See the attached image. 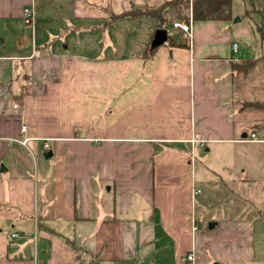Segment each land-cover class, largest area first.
Segmentation results:
<instances>
[{"label":"crops","instance_id":"crops-1","mask_svg":"<svg viewBox=\"0 0 264 264\" xmlns=\"http://www.w3.org/2000/svg\"><path fill=\"white\" fill-rule=\"evenodd\" d=\"M122 1L0 0V264H264V78L232 67L264 31L197 21L123 61L79 57L136 18H114ZM31 142L53 152L41 172Z\"/></svg>","mask_w":264,"mask_h":264},{"label":"rangeland","instance_id":"rangeland-1","mask_svg":"<svg viewBox=\"0 0 264 264\" xmlns=\"http://www.w3.org/2000/svg\"><path fill=\"white\" fill-rule=\"evenodd\" d=\"M160 1L161 0H123L119 8L121 10L133 9L134 12L137 11L142 12V11L157 9L158 12L156 13L159 14L161 13V11H163L161 6L171 0L165 1L161 5L157 6ZM190 1L192 2L193 0ZM85 8L88 10L94 9L95 11H99L100 14H104V12L106 13L108 11L107 8H104L103 5L98 6L97 4L95 5V7H92L91 5L89 6L85 5ZM62 15L63 14H57L59 18L65 19V17ZM119 15L121 14L115 15L114 18L118 19ZM232 15H234L233 21L231 22L232 29H236L251 24L254 25L255 28L257 25L259 27H262V30L264 31V0H233ZM165 16L167 18L166 25H168L166 27L169 28L170 36L174 35V31L172 29L174 23H183V22L190 23L191 21L194 22L192 5L191 6L183 5L177 7L172 6V8L166 12ZM182 18L184 19L183 21L180 20ZM186 18L189 19L187 20ZM110 19H108L107 22H110ZM237 19H239V22H236ZM59 21L60 20L57 21L55 20L54 22L49 23L52 26L57 25L56 27H52V26L49 27V29L52 27L50 32L52 36H49L52 41L57 40L56 34L59 32L61 27H63L62 24L60 25ZM64 23H66L64 24V27L70 26L68 22L65 21ZM85 24H91V22H85ZM100 26L104 27V25L102 24ZM156 27H157L156 19L149 16H141L135 19L129 18V19L119 20L111 28L110 30L111 34L105 35L106 36L105 42L97 43L99 37H103V40H105V36L102 35V30L101 31L98 30L97 36L92 37L93 39L91 38V40L89 41L90 45L83 44L84 46L83 45L79 46V57H83L85 58V60L88 61L96 60L97 59L96 57H103V56L110 58L115 57L117 61H123L125 59H129L130 57L137 55L139 51H143L144 53L145 48L147 46L152 47V41L156 33L155 32ZM64 31L66 32L65 28H63L62 33H64ZM257 36L260 37V39H258L257 41L258 44L256 46L251 45L252 48L245 45L246 44L245 42L244 43H241L240 41L238 42L241 45V54H244L245 58L249 59V58L259 57V59H257L256 61L241 60L240 62H238V60L236 59H233L234 64H242L241 71L238 72L240 74H243L244 76L246 75V79H245L246 84H248L252 80V78L255 79L264 78L263 77L264 65H260L259 71H256V73L254 70L257 65L259 66V64H264V39H262L261 41L263 35L261 37L259 32L257 33ZM81 39L82 38L79 36V41H82ZM190 39H188V37L186 36L187 42L190 41ZM234 41H236V39L235 40L232 39V45ZM254 50L256 52H254ZM233 56L236 57L235 54H233ZM251 64H255V66L250 68ZM80 75L81 73L79 74V76ZM246 88L247 85L243 84L242 89H246ZM261 106L264 107L263 105ZM42 144L43 143L41 142L40 143L31 142L29 144V147L33 152L32 157L36 160V164L39 168L37 172H41V170L44 168L45 160H46L45 159L46 152L43 150ZM50 144L52 145V143ZM53 162L54 161H52V163Z\"/></svg>","mask_w":264,"mask_h":264},{"label":"trees","instance_id":"trees-1","mask_svg":"<svg viewBox=\"0 0 264 264\" xmlns=\"http://www.w3.org/2000/svg\"><path fill=\"white\" fill-rule=\"evenodd\" d=\"M232 2L233 0H193L192 2L190 0H171L161 6L163 11H161V13L159 14L156 13L158 12L157 9L142 11V12H138V11L134 12V10H132L125 12L119 15L118 17L120 18V17L130 16L137 18L140 16H149L158 20L159 28H168L166 27L168 25H166L167 18L165 14L169 9L172 8V6L177 7L183 5H189V6L192 5L194 22L209 21V20L232 21L233 20ZM180 20L183 21L184 19L182 18ZM259 29L261 31L262 27H260ZM241 66L242 64L233 63L232 65L235 71H241ZM254 66L255 64H251L250 68ZM256 107H261V106L256 105Z\"/></svg>","mask_w":264,"mask_h":264},{"label":"built area","instance_id":"built-area-1","mask_svg":"<svg viewBox=\"0 0 264 264\" xmlns=\"http://www.w3.org/2000/svg\"><path fill=\"white\" fill-rule=\"evenodd\" d=\"M36 16H37V12L35 11V9L33 7L24 9L23 19H24V22L27 25L33 24L34 21H35ZM173 28H175V29L179 28V29L183 30L188 35L189 38L193 37V22L192 21L190 23L189 22L188 23L187 22L186 23L185 22H183V23H174ZM232 50H233V53L237 56V54L239 52L238 44H233ZM22 132H23L24 135H26L28 133V128L26 126H23ZM30 140H31V138L26 137L21 142V144L23 146H27V143ZM248 141H251V142H264V140L258 139V135L256 133L251 134L250 138H248ZM191 142L193 144H195L196 142L199 143V140L193 139ZM44 149L48 150L49 149V144L45 143ZM12 236L13 237H18L19 235L18 234H13ZM194 262H195V255L194 254H190L187 257H183L181 259V264H193Z\"/></svg>","mask_w":264,"mask_h":264},{"label":"water","instance_id":"water-1","mask_svg":"<svg viewBox=\"0 0 264 264\" xmlns=\"http://www.w3.org/2000/svg\"><path fill=\"white\" fill-rule=\"evenodd\" d=\"M236 22H239V19L236 20ZM169 40L168 36V30L167 29H158L156 31V34L154 36V39L152 41V49H156L164 44H166ZM53 155V152H48L45 157L47 159L51 158Z\"/></svg>","mask_w":264,"mask_h":264}]
</instances>
